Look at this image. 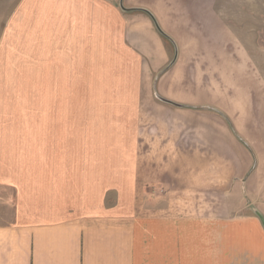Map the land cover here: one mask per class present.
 <instances>
[{
  "label": "crops",
  "instance_id": "1",
  "mask_svg": "<svg viewBox=\"0 0 264 264\" xmlns=\"http://www.w3.org/2000/svg\"><path fill=\"white\" fill-rule=\"evenodd\" d=\"M218 1L14 6L6 35L27 49L18 54H45L51 23L63 24L67 51L66 33L79 23V46L107 57L96 101L123 106L79 111V127H69L63 112L52 116L50 104L65 99L49 81H0V264H165L145 167L177 172L191 193L217 192L239 229L250 222L264 232L263 67L252 48L231 45L241 37Z\"/></svg>",
  "mask_w": 264,
  "mask_h": 264
},
{
  "label": "rangeland",
  "instance_id": "2",
  "mask_svg": "<svg viewBox=\"0 0 264 264\" xmlns=\"http://www.w3.org/2000/svg\"><path fill=\"white\" fill-rule=\"evenodd\" d=\"M19 1L0 0V81L20 84L32 78L49 81L52 96L65 99L62 103L50 104L52 116L63 112L68 117L69 127H79V111L82 110H122L123 104L119 102L96 101V96L103 93L98 84L108 80L104 64L107 57L89 53L91 47L87 53L85 46H79V23L71 24V30L66 33L70 36L67 51L60 47L59 35L65 33L59 26L63 24L51 23L52 29L46 34L52 35L53 39L45 54L37 53L33 59L27 53H17V50L27 49L15 47L6 34L12 32L11 12ZM215 9L229 29L241 37L237 42L232 40L231 45H243L257 52L253 57L263 67L260 72L264 79V0H219ZM24 36L18 38L17 43L26 45ZM111 73L110 80L116 87L122 81L115 78L114 72ZM197 73L203 74L201 71ZM260 87L264 90L262 85ZM20 89L26 90L27 87ZM115 90L116 94L120 93L117 87ZM82 99L87 101L82 102ZM140 138L137 136L138 146ZM140 151L137 150L138 155ZM165 169L173 171L171 167ZM143 170V179L148 183V207L154 209L151 217L163 221L165 226V264H264V232L255 230L250 222L243 223L239 229L235 214H224L225 199L213 197L217 192L191 193L192 186L177 172L161 176L158 173L160 167H145Z\"/></svg>",
  "mask_w": 264,
  "mask_h": 264
}]
</instances>
